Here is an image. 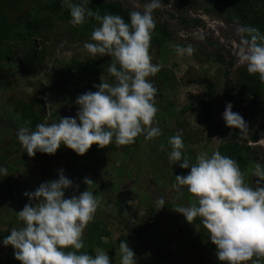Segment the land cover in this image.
<instances>
[{
	"label": "clouds",
	"instance_id": "clouds-1",
	"mask_svg": "<svg viewBox=\"0 0 264 264\" xmlns=\"http://www.w3.org/2000/svg\"><path fill=\"white\" fill-rule=\"evenodd\" d=\"M89 3L91 0H62L74 27H82L89 19L99 23L91 34L92 42L85 43L84 49L94 60L112 58L108 74L114 83L101 82L94 86L96 91L80 95L75 101L78 111L74 117L59 118L50 125L40 123L35 130L19 128L17 139L29 157L37 153L53 156L61 146L84 156L93 145L128 146L141 135L151 141L162 134L154 126L157 89L150 79L160 66L152 63L149 52L156 28L153 12L162 5L161 0H147L141 10L129 13L127 23L120 15L93 12ZM235 34L239 62L246 65L250 75L258 74L264 82V35L257 28L243 25L236 28ZM174 51L178 56H192L195 49L190 44L176 45ZM232 107L231 103L225 106L222 119L226 127L246 135L248 123ZM169 144V160L179 163L181 169H190L186 176L175 177L174 187L177 192L186 188L195 198L191 205L178 204L174 212L189 225L200 218L220 264H247L253 257H264V169L257 165L259 183L249 185L237 161L219 151L201 154L193 164L184 154L180 132L169 139ZM6 176L8 170L0 167V177ZM83 183L87 190L66 198L73 182L60 170L57 179L24 193L29 203L16 213L23 227L12 229L2 240L3 246L13 249L19 264H112L102 249H97L95 255L83 251L85 230L102 202V194L89 190L93 181L85 178ZM157 203L164 208L163 200ZM119 250L120 264H138L126 241L120 242Z\"/></svg>",
	"mask_w": 264,
	"mask_h": 264
},
{
	"label": "rangeland",
	"instance_id": "rangeland-1",
	"mask_svg": "<svg viewBox=\"0 0 264 264\" xmlns=\"http://www.w3.org/2000/svg\"><path fill=\"white\" fill-rule=\"evenodd\" d=\"M119 1L125 7L130 8H133L136 1H140L141 4L147 2L145 0ZM141 4L139 7L134 6L133 9L141 10ZM161 4L157 8V15L153 14L156 21L168 23L171 30L180 39L192 40L198 46L203 45L208 51H210V48H207L204 44V39L207 38L212 42H217L221 54L226 55L225 61H231L233 66L227 69V66L206 62L197 53L196 49L192 56H178L174 51V45L169 42L164 45L160 53H156L155 49L152 48L149 51L152 56V63L158 64L160 69L172 71L175 76L177 86L174 89L164 90L163 94L170 102L171 109L179 112V114L164 120L166 131L173 132V134L164 137L159 136L151 141L145 140L144 136L141 135L136 138L135 146L138 149L130 150L131 152L128 155L113 153L111 158L102 164L94 165L92 162H87L86 166L81 164L78 173L74 174L72 170L65 173L64 160L62 158L56 159L49 170L44 171L41 168L38 170L36 169L37 162H42L41 158L38 157L40 153H37L34 157H29L16 136L18 129L26 126V122L19 120V117L13 113L12 108L16 101H24L28 104L36 103L37 109H42V115L46 118L43 123L50 125L58 122L59 118L74 117L78 111L75 101L80 95L89 91H96L97 88L94 86H98L101 82L114 83V79L112 80L109 75L104 73L91 76L87 80L81 79L80 85L76 87L78 92L73 100H70L69 96L66 98L65 92L60 89L65 81V78L64 80L61 79L63 76H61L60 71H63L71 60L85 61L93 59L84 49V44L92 42L91 34L95 28L80 36L72 33L65 23L55 21L50 30L41 33L43 34L42 38L36 39L37 47L45 48V55L37 64L35 73L21 76L18 74L17 64L0 62L4 70L12 73L13 77L2 71L0 72V79L14 80L13 88L7 91L6 89H0V165L14 159V166L13 164V167L9 165V168H11L13 172L11 175L19 186L14 193L15 196L17 195L16 199L13 198L11 200L10 196H7L8 193L0 192L1 214H5L8 218L13 217V215L18 217L16 213L21 210L17 200L22 198L21 194L35 191L40 184L57 179L60 170H63L64 175L73 182V188L66 192V198L72 195L78 196L80 192L87 190V188H82L81 183H83L85 178H89L94 184L91 185L92 188L89 190L98 191L99 194H102L101 207L98 209L97 214L102 213V216L107 217L104 223L108 225V231L112 234L115 243V246L112 247L111 255L108 256L114 264H120L121 253L119 244L122 240L126 241L134 251L138 264H152V262H155V264H176L173 262V256L181 255L185 251L180 244L182 233L186 230L184 222L178 217H173L171 222L165 219L164 221L159 220V217L156 218L155 215L162 211L158 209L157 202L159 200H163L165 203L174 202L176 208L178 204H193L195 198L190 196L184 199L183 195H186L187 190L177 192L175 187L170 185L169 181L175 182L173 172L165 170L160 172L162 177L168 179L167 181L154 173L159 171L163 165L169 167L168 160L172 151L169 139L175 135L174 132H190L189 134L193 136V139L197 136L194 139L196 143L184 142V154L190 163L193 164L196 163L198 156L204 153L211 155L218 146L223 144L217 132L212 131L210 125L202 121L203 118L198 113L200 111L198 106L201 98L206 93L207 83H215V92L211 103L212 122L220 130H223L225 136L229 133H235L245 138V135L239 134L238 130L226 127L222 119L225 106L228 103L232 104V111L235 112L237 105L235 99L233 100V97L226 96L229 95L230 84L235 83L237 80L238 70L246 68V65L239 62L238 38L236 37L234 26L227 25L217 17L207 15L204 11L207 4L205 2H201L200 6L193 10H187L178 0H161ZM179 12H182V15L189 19H199L203 27L187 30L178 29L176 20L172 19L168 13H172L176 18ZM201 36L204 39H200ZM12 44L16 49L15 52H17L13 59L17 62L22 57L24 46L19 41H15ZM108 59L112 60L111 57L107 56L97 57L96 62L99 66H102V60L106 62ZM152 78L150 79L152 80ZM69 100L71 103H69ZM159 105L160 103L157 102V124L159 123L158 115L163 114V108H160ZM242 109L241 107L240 114L243 112ZM249 119L251 129L256 130L259 135V140L252 146L257 149V154L260 157H264V100L262 101L261 110L257 114L251 115ZM176 121H184L186 125L178 128ZM135 150L137 153L132 154ZM154 155H158L160 159L156 160ZM250 167L253 172L251 171L252 174L244 172V179L247 184L255 185L259 183L258 179L260 177L255 175L256 168ZM43 173L46 175L42 176ZM8 175L11 176L9 173ZM9 176L2 179H6L8 182ZM247 176H252V179ZM106 186H110L108 191L113 197V201L109 204H107V201L105 202L106 204L104 203ZM71 190H73L74 194H71ZM118 200L122 201L123 206L129 209L132 214L135 213L134 222L137 225L143 226L147 224L151 233L155 235L154 237H159V242L156 241L159 244V247H156L157 249L150 250L146 244H141L133 236L127 239L124 227L119 225L118 221L126 222V219L129 220L130 218L124 215L122 207H116L112 217L108 211V206L112 207L114 201ZM103 203L106 206H103ZM118 209L122 211L120 212V218L119 214H116ZM172 223L175 224L176 228L170 230ZM118 225L121 227L118 228ZM153 240L155 241V239ZM202 247L204 248L206 245ZM155 250L156 255L154 254ZM208 251L210 252V250ZM208 251L199 249L193 252V254H198L202 263L195 259H190V261L186 259L187 261L182 260L179 264H210V258L207 256L209 254ZM211 253L213 259L219 262L216 252ZM189 256L194 257V255ZM13 264H19V262L14 260ZM247 264H264V257L259 259L253 257V260L248 261Z\"/></svg>",
	"mask_w": 264,
	"mask_h": 264
},
{
	"label": "trees",
	"instance_id": "trees-1",
	"mask_svg": "<svg viewBox=\"0 0 264 264\" xmlns=\"http://www.w3.org/2000/svg\"><path fill=\"white\" fill-rule=\"evenodd\" d=\"M178 1L179 3L184 5L187 10H193L199 7L201 2H205L207 4L204 11L207 15L221 19L227 25L234 26L235 30L237 27L242 25L251 26L257 28L260 34L264 35V0ZM26 2H28V4H26ZM88 7L92 9L93 12H98L101 16L107 14L120 15L124 18L126 23L129 22V13L132 11H137L134 9L125 8L120 2L113 0H91V3L88 4ZM168 15L172 19H176L180 26V29L182 30L203 27V24L199 19H189L187 17H184L182 15V12H179L176 18L173 17V15L170 13ZM70 20L71 17L69 15V11L67 10V8L62 6V0H0V62L3 61L5 63L17 64L16 68L19 71L18 74H20L21 76L35 73L37 64H39L40 60L45 55V48L36 47L33 39L42 38L43 34L41 33L50 30V28L55 24V21L65 23L68 28H70L72 33L77 35L79 34L80 36H83L84 34L90 32V30H92L93 28L99 27V23L94 19H89V21L82 27H74L70 23ZM154 20L156 23V28L152 35L149 51H151V49L153 48L155 49L156 53H160V51L164 48V45L168 44V42L172 43L174 46L179 45L183 47H187L190 44L194 47V49L197 50V53L201 56L202 59H204V61L216 65L227 66V69L233 66L231 61H225L226 55L224 56L221 54V50L217 42H212L205 38L204 44L207 46V48H210V51H208L203 45L198 46V44H196L192 40L180 39L177 35H175L174 31L171 30V27L168 25V23H161L160 21H156L155 18ZM15 41H19L24 46L21 54L22 57H20V60L17 62L13 59V56L17 54V52H15L16 49L12 44ZM96 61V59H87L85 61L71 60L70 64L66 66L63 71H60L61 76H63V78L61 79L64 80L65 78V80H68L76 77L79 80H87L91 76L101 75L102 73H104L105 75H109L108 67L110 66L112 60L108 59L106 62L102 60V66H99ZM0 70V72H5L4 68L1 66V63ZM5 74L12 77V73L6 71ZM236 76L237 80L235 83L230 84L231 87H229L228 90L229 95H227L226 97L230 96L233 97V100L235 99L237 104L235 112L240 114V108H243V112L240 115L248 123L249 130L245 135V138H242L235 133H229L227 136H225L223 130H220L219 127L212 122L211 103L215 92V83L206 84V93L200 100V105L198 106L200 111L198 113L203 118L202 121L210 125L212 131L217 132V135H219L220 139L223 141V144L218 146L215 152L219 151L222 155L228 156L237 161L242 173L247 172V174H252V169L250 166L256 168L257 165H259L262 169H264V157H260L257 154V149H255L252 145H249L256 144L259 140L257 131L251 129V122L249 117L251 118V115L257 114L262 108V101L264 100V82L259 79L258 74L250 75L247 72L246 68H241L240 70H238ZM110 78L112 80L114 79L111 76ZM13 81V79H0V89H6L7 91L8 89L13 88ZM152 82L157 89V96L155 98L156 102H159V107L163 108V114L161 113V115H158L159 123H156L155 125L160 128L162 133L161 137L168 136L169 134H173V132L166 131L167 128L165 127L164 120L166 118L168 120L169 118L179 114V112H175L171 109V104L167 100V98L164 97L163 91L174 89L177 86V81L172 71L160 69L157 75L152 78ZM12 110L13 113L19 117V120H21L22 122H26V126L30 127L32 130H35L36 125L43 123L46 119L45 116H41L39 112L32 109V107L24 101H16L13 105ZM176 124L178 128H182L186 125L184 121H176ZM177 133L178 132H174L175 135ZM180 133L182 134L184 142L187 141L191 144L196 143L194 139L197 138V136H195L193 139V136L189 134L190 132ZM135 143L128 146H119L115 143H111L106 148H98L96 145H93L83 157L77 156L71 150L61 146L53 156L40 153L38 157L41 158L42 162H37L36 169L39 170L41 168L44 169V171H46L47 169L49 170L56 159L62 158L64 160L65 173L71 170L73 174L78 173L81 164H84L85 166L87 162H92V164L94 165L102 164L109 160L113 153L128 155L132 151V149H138L135 146ZM153 150L154 152H156L155 149ZM135 153H137L136 150L132 152V154ZM154 156L156 160L160 159L158 155ZM13 160H8L6 163L0 165V167L6 168L7 170L9 169L8 173L10 175L13 174V172L11 171V168H9V165L10 167L14 166ZM168 164L169 167H167V165H163L162 167H160V170L154 174L167 181L168 179L161 176L160 172H162L163 170L173 172L174 178L176 176H186L190 172V169H181L179 167V163L176 164V162H171L170 160H168ZM45 175L46 174L43 173L42 176ZM9 177L10 178H8V182L6 179H2V177H0V192L4 191L8 193L7 196H10V199L12 200L13 198H17V195L15 196L14 193L15 190L19 188V186L12 175ZM247 177L252 179V176ZM169 182L172 186L176 185L177 183L176 179L175 182ZM81 185L82 188H87L84 183H81ZM88 187L89 189L92 188L91 185H89ZM105 188L106 198L104 203L107 201V204H109L113 201V197L108 191L110 186H106ZM183 190L186 191V188L182 189L181 191ZM71 194H74L73 190H71ZM94 194L99 193L98 191H95ZM190 196L191 195L188 193V191H186V195H183L184 199H187ZM21 197L22 198H19L17 200L19 201L18 204L20 205V210H22L23 207L27 203H29L27 198L24 197V194H21ZM3 202L6 203L5 201ZM104 203L103 206H106L104 205ZM188 205H190V203H185V206ZM116 207H122L124 215H127L130 218L129 220L126 219V222L118 221V224L124 227L127 239L133 236L138 239L141 244H146L150 250L157 249L159 247V244L157 243L160 240L159 237H154L155 235L151 233L147 224L143 226L137 225L134 222L135 213L132 214L129 209L125 208L122 201H114L112 207L108 206V211L111 217L113 216L114 209ZM157 207L158 209H160L159 205H157ZM161 210V212L155 215L156 218L159 217V220L164 221L165 219L171 222V219L173 217H178L182 219L181 221H183L186 226V230L184 233H182L183 235L180 239V244L185 251L181 253V255L173 256V262L179 264L182 260L187 259L188 261H190V259H195L202 263V261L199 260L200 257L198 256V254H193V252H196L199 249H203V251L206 252L210 250V252L208 251L209 254L207 255L210 258V264H220V262H217L212 257L211 252H216V249L215 246L210 243L208 232L203 227L200 218H196L189 225L180 214L174 212V202L164 203V208H162ZM122 211H119V209L116 211V214H119V218L121 216L120 212ZM101 214L102 213L96 214L94 221L88 225L84 234L85 248L83 249V251L88 252L91 255H95L97 249H102L106 251L108 255H111L113 251L112 247L115 246L114 238L108 231V225L104 223V220L107 219V217H104ZM119 225L117 226L118 228L121 227ZM22 227L23 223L18 219V217H15L13 215V217L11 216V218H8L5 214H1L0 212V264H13L15 260L13 249L10 246H3L2 240L10 234V231L12 229L18 230ZM173 228H176L174 223L171 224L170 230ZM153 239H155V241ZM205 245L206 247L203 248L202 246ZM154 254H157L156 250ZM189 255H194V257H191ZM112 264H114L113 261ZM152 264H155V262H152Z\"/></svg>",
	"mask_w": 264,
	"mask_h": 264
},
{
	"label": "flooded vegetation",
	"instance_id": "flooded-vegetation-1",
	"mask_svg": "<svg viewBox=\"0 0 264 264\" xmlns=\"http://www.w3.org/2000/svg\"><path fill=\"white\" fill-rule=\"evenodd\" d=\"M113 1H118V2H120L121 4H122V2L121 1H119V0H113ZM145 1H147V0H145ZM140 4H141V2L140 1H136V3H135V5L134 6H137V7H139L140 6ZM141 5H143V4H141ZM122 6L123 7H125L123 4H122ZM134 6H133V8H134ZM137 7H135V8H137ZM125 8H130V7H125ZM133 8H130V9H133ZM134 10H136V9H134ZM157 9L155 10V12H153V14H155V15H157ZM160 12V11H159ZM169 14V13H168ZM170 14H172V13H170ZM174 17V16H173ZM176 20V19H175ZM177 22V21H176ZM177 24H178V22H177ZM169 25V24H168ZM203 26V25H202ZM178 27L180 28V26H179V24H178ZM179 31V30H178ZM33 41H34V43L36 44V39H33ZM36 47H37V45H36ZM10 64V63H9ZM4 73H6V71L4 72ZM64 84H63V87L62 88H60L63 92H65V94H66V98L69 96V99L71 100H73L74 99V97L76 96V94H77V92H78V90H76V87L78 86V85H80V80L79 79H77L76 77H73V79H66L64 82H63ZM73 86V87H72ZM68 94V95H67ZM69 100V103H71V101ZM33 103V102H32ZM31 107H32V109H34L35 111H37V112H39L40 113V115L42 116V109H40V110H38L37 109V104L36 103H33V104H29Z\"/></svg>",
	"mask_w": 264,
	"mask_h": 264
}]
</instances>
